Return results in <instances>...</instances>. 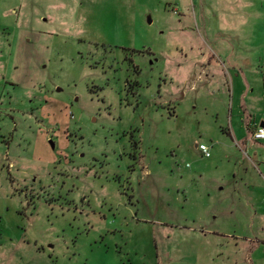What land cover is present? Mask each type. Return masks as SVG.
I'll return each instance as SVG.
<instances>
[{
    "label": "rangeland",
    "instance_id": "obj_1",
    "mask_svg": "<svg viewBox=\"0 0 264 264\" xmlns=\"http://www.w3.org/2000/svg\"><path fill=\"white\" fill-rule=\"evenodd\" d=\"M263 99L264 0H0V264H264Z\"/></svg>",
    "mask_w": 264,
    "mask_h": 264
},
{
    "label": "crops",
    "instance_id": "obj_2",
    "mask_svg": "<svg viewBox=\"0 0 264 264\" xmlns=\"http://www.w3.org/2000/svg\"><path fill=\"white\" fill-rule=\"evenodd\" d=\"M222 65H224V62L222 63ZM230 69H234L233 72H235V74L231 75L230 73H228V71H225L224 75L226 77V82H225V86L224 88L226 89V92L228 95H234L235 91L237 90L238 92V99H245L248 100L247 98L249 97V91H248V83H247V79L244 76V72H236V68L238 67L237 65H229ZM246 113H248V108H245ZM262 115L260 118L264 119V99H263V103H262V111L260 112ZM249 114V113H248ZM260 118H258V120H261ZM262 119V120H263ZM257 120H255L253 123L251 121L246 122L245 126H246V130H247V135L246 138L251 139L252 138V133L253 131H255L261 123H264V121H261L259 125L256 124ZM252 124V125H251ZM233 138L236 136L237 134L234 133V135L232 134ZM241 138H244V135L241 136Z\"/></svg>",
    "mask_w": 264,
    "mask_h": 264
},
{
    "label": "built area",
    "instance_id": "obj_3",
    "mask_svg": "<svg viewBox=\"0 0 264 264\" xmlns=\"http://www.w3.org/2000/svg\"><path fill=\"white\" fill-rule=\"evenodd\" d=\"M252 139L254 141H264V126H259L253 133H252ZM197 148L201 152V154L205 158H209L211 156L210 148L204 144L197 145Z\"/></svg>",
    "mask_w": 264,
    "mask_h": 264
},
{
    "label": "water",
    "instance_id": "obj_4",
    "mask_svg": "<svg viewBox=\"0 0 264 264\" xmlns=\"http://www.w3.org/2000/svg\"><path fill=\"white\" fill-rule=\"evenodd\" d=\"M260 126L263 127V126H264V123H261ZM51 144H52V143H51ZM52 147H53V144H52ZM196 147H197V145H196Z\"/></svg>",
    "mask_w": 264,
    "mask_h": 264
}]
</instances>
